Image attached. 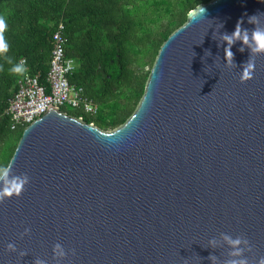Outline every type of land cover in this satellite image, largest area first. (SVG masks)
Instances as JSON below:
<instances>
[{
  "label": "water",
  "instance_id": "water-1",
  "mask_svg": "<svg viewBox=\"0 0 264 264\" xmlns=\"http://www.w3.org/2000/svg\"><path fill=\"white\" fill-rule=\"evenodd\" d=\"M256 13L264 28L262 0L190 10L113 130L52 106L27 126L0 176V264H262L264 51L242 80L249 45L226 64L223 40L243 17L251 44Z\"/></svg>",
  "mask_w": 264,
  "mask_h": 264
},
{
  "label": "trees",
  "instance_id": "trees-1",
  "mask_svg": "<svg viewBox=\"0 0 264 264\" xmlns=\"http://www.w3.org/2000/svg\"><path fill=\"white\" fill-rule=\"evenodd\" d=\"M212 0H0V31L7 51L0 52V176L7 168L25 128L11 129L6 113L21 74L13 63L27 60L32 75L46 79L52 35L65 25L66 53L77 70L70 81L83 87L98 106L91 115L61 108L102 130H113L138 107L158 52L187 21L190 10ZM148 67V69H146Z\"/></svg>",
  "mask_w": 264,
  "mask_h": 264
},
{
  "label": "built area",
  "instance_id": "built-area-1",
  "mask_svg": "<svg viewBox=\"0 0 264 264\" xmlns=\"http://www.w3.org/2000/svg\"><path fill=\"white\" fill-rule=\"evenodd\" d=\"M52 43L49 70L45 81L42 82L39 75L31 74L25 58L20 60L27 71L20 76L17 90L10 99L6 111L11 118L12 130L19 127L26 128L40 119L50 106L60 110L61 108L82 109L91 115L98 113V106L86 95L84 88L70 81V77L77 70V63L66 53L67 37L62 21L53 32ZM78 119L83 120V117L80 116Z\"/></svg>",
  "mask_w": 264,
  "mask_h": 264
},
{
  "label": "clouds",
  "instance_id": "clouds-1",
  "mask_svg": "<svg viewBox=\"0 0 264 264\" xmlns=\"http://www.w3.org/2000/svg\"><path fill=\"white\" fill-rule=\"evenodd\" d=\"M262 2H264V0H262ZM204 13H205V10L202 9L201 15H204ZM248 22L255 25V27L251 30V40H252L251 44H249V35H248L249 30L242 27L243 17H241L240 20L237 22V25L234 31L230 33L229 32L223 33V40L227 42L226 45H224V61L226 64L233 63L234 53L232 51V46L237 41L242 42L240 51L245 50L244 45H249L250 56H249V59L243 64V70L241 72L242 80L250 79L253 77V74H254L253 69L255 67L253 54L264 51V28L258 27V25L260 24L259 14L256 13V14L250 15L248 17ZM3 27H4V22L3 20H0V31H2ZM5 51H7V45L3 41V36L0 35V52H5ZM8 63L12 64L10 71L14 74L22 75L26 73L27 71L26 66L23 63H13L12 58H8ZM21 183H23V181ZM20 187H21L20 184H13L12 186L13 190H15L17 193L20 191ZM4 192L6 195H9V196L12 194V192L9 191L8 188H5ZM230 242L233 245H239L241 243V240L240 239L230 240ZM8 248L15 251V244L9 243ZM236 251L239 252L242 250L237 249ZM239 264H245V261L241 260L239 261ZM262 264H264V261H262Z\"/></svg>",
  "mask_w": 264,
  "mask_h": 264
},
{
  "label": "rangeland",
  "instance_id": "rangeland-1",
  "mask_svg": "<svg viewBox=\"0 0 264 264\" xmlns=\"http://www.w3.org/2000/svg\"><path fill=\"white\" fill-rule=\"evenodd\" d=\"M146 69H148V67Z\"/></svg>",
  "mask_w": 264,
  "mask_h": 264
}]
</instances>
